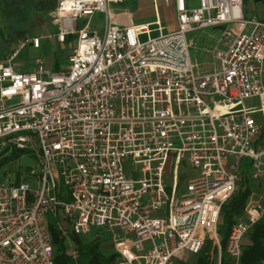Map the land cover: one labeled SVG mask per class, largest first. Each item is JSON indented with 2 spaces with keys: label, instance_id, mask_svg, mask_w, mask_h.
Instances as JSON below:
<instances>
[{
  "label": "built area",
  "instance_id": "built-area-1",
  "mask_svg": "<svg viewBox=\"0 0 264 264\" xmlns=\"http://www.w3.org/2000/svg\"><path fill=\"white\" fill-rule=\"evenodd\" d=\"M124 1L58 0L47 13L57 33L0 62V164L21 153L37 162L36 175L7 171L0 183V264H53L52 224L73 264L70 233L97 228L112 233L117 264H173L207 241L219 264L220 212L243 172L257 189L226 238L235 264L264 219V22L244 19L243 0H173L177 30L163 33L159 22L113 23L109 6ZM207 29L219 34L201 71L187 37ZM67 36L66 67L15 72L26 45Z\"/></svg>",
  "mask_w": 264,
  "mask_h": 264
},
{
  "label": "rangeland",
  "instance_id": "rangeland-1",
  "mask_svg": "<svg viewBox=\"0 0 264 264\" xmlns=\"http://www.w3.org/2000/svg\"><path fill=\"white\" fill-rule=\"evenodd\" d=\"M140 3H143L145 6L143 10H140L143 23L154 22L155 13L158 16V22L161 27H164L163 33H171L177 30L175 15L170 7H168L164 2L165 0H155V9L152 10L151 0H139ZM3 7L0 6V62L13 51L17 50V47L26 39H31L32 37L46 36L48 34H56L57 29L54 26H51L49 22L48 15L45 10L49 9L51 5L54 4L55 0H2ZM125 5H127L125 7ZM193 6H196V1L193 2ZM111 8L114 12L122 11L127 9L128 11L134 14L135 11L131 9V6L127 4L123 5H112ZM129 8V9H128ZM244 19L246 21L251 20L255 17L258 20L264 22V3H257L253 0H244ZM101 14H96V17L90 28L98 29L103 23ZM78 28H81L84 24L83 20L78 21ZM150 29H155L154 26ZM207 33L219 34V31L207 29L204 33L193 32L187 37L188 40H192L197 43L199 46L203 45L204 41H207ZM156 33L151 34L155 36ZM76 36L72 39L70 43L63 42L61 44L57 43L55 39L46 38L40 42L41 46L38 49H34L30 45H26L21 51H19L18 57L16 58V66H14L15 72L18 71H33L37 62H41L43 67L47 70L56 71L62 69L68 64V55L71 52V49L75 46ZM140 40H146L145 37H141ZM189 54H191L192 60H194L193 51L190 49ZM195 57L199 63L202 62L199 54L195 53ZM125 169L126 165H124ZM244 171L247 172L245 168ZM132 171V168H129ZM9 171L11 175L16 176H30L36 175L37 173V162L36 159L29 155L28 153L16 154L12 157L11 161L7 162V165L0 167V183H4L5 177L4 174ZM180 171L188 175H193L192 171L187 169L186 166L180 168ZM140 175L135 174V178H139ZM243 175H241L242 178ZM240 181L238 184V189L241 186ZM252 188V191H256V185H248ZM244 186H242V189ZM237 189V190H238ZM59 190L62 193H68L66 190L63 180L59 185ZM182 190V189H180ZM169 189L167 190V192ZM49 223L54 222L51 217H48ZM91 234L87 237L91 238L94 234L102 233L104 234L101 240V251L106 255L112 253V247L110 245V240L112 233H104L103 229H93L90 232ZM85 237V236H82ZM86 238V237H85ZM243 243H246V238L243 240ZM207 248L210 249V244L206 243ZM190 258H185V261H189ZM229 264H231L229 262Z\"/></svg>",
  "mask_w": 264,
  "mask_h": 264
},
{
  "label": "trees",
  "instance_id": "trees-1",
  "mask_svg": "<svg viewBox=\"0 0 264 264\" xmlns=\"http://www.w3.org/2000/svg\"><path fill=\"white\" fill-rule=\"evenodd\" d=\"M244 1V0H243ZM257 3H264V0H253ZM0 6L3 7V2L0 0ZM74 36H67L64 40L70 43ZM4 164H0V167ZM245 172L242 173L240 181L241 186L221 209L220 224L218 225V237L221 243L222 252L221 264H229L228 258L224 254V247L226 245V238L230 227L234 224L236 219L242 216L243 208L248 200V196L253 190L248 185V178ZM242 186H246L242 189ZM49 233L51 234V247L53 249V264H73L70 260L65 240L61 237L57 229L52 225L49 226ZM85 236V235H82ZM78 236L70 233V238L79 250L80 258L79 264H117L116 254L113 252L106 256L101 251V244L99 240L92 238ZM193 264H213V260L209 257V249L203 248L200 253L193 257ZM238 264H264V219L257 222L252 227L246 236V243L242 242L241 255Z\"/></svg>",
  "mask_w": 264,
  "mask_h": 264
},
{
  "label": "crops",
  "instance_id": "crops-1",
  "mask_svg": "<svg viewBox=\"0 0 264 264\" xmlns=\"http://www.w3.org/2000/svg\"><path fill=\"white\" fill-rule=\"evenodd\" d=\"M154 2H155V0H151V3H152V10L154 11V9H155V4H154ZM129 4L130 6H131V9L133 10V11H135L134 12V14L132 13V12H130V11H128L127 9H123L122 11H119V12H114V10L111 8V6L112 5H116V6H118V5H123V4ZM168 7H170L171 8V10L173 11V14L175 15V11H174V5H173V3H174V1L173 0H165V2H164ZM57 4H58V0H55V2H54V4L53 5H51V7L49 8V9H46L45 11L46 12H49V11H52V10H54L55 8H56V6H57ZM127 5H125V7H126ZM145 5L143 4V3H140V1L139 0H127V1H124V2H122V3H118V4H111L110 6H109V11H110V13H112L113 14V17H114V19H113V23H116L118 26H127V25H148V24H152V23H154V22H158V19H157V15H156V11H154V13H155V21L154 22H148V23H143V19L142 18H140V14H141V12H140V10H143V7H144ZM129 9V8H128ZM95 17H96V15L92 18V20H91V23H90V26H89V28L91 27V25H92V23H93V21H94V19H95ZM102 19H103V17H102ZM103 23H104V19H103ZM103 23H102V25L100 26V27H98V29H92V28H90V30H93V31H97L99 34L100 33H102V31H103ZM78 24L79 23H77V28H78ZM56 28V27H55ZM163 28V30H164V27H162ZM78 29H80V28H78ZM153 33H156V32H153ZM153 33H151V34H153ZM157 34V33H156ZM209 35H215L214 33H207V35H206V39H207V41H204L203 42V45L202 46H199L197 43H195L194 41H192L193 43H194V46H193V48L191 49L192 51H193V54H194V60H192V57H191V60H192V62H194V63H196L197 65H198V69L199 70H201V71H204L206 68H207V64H208V62L210 63V56L209 55H206V53H204V50L208 47V45H210V44H213L214 43V41L213 40H211V39H209ZM151 36V35H150ZM73 49V48H72ZM72 49H71V51H72ZM195 53H197V54H199V56H200V58L202 59V62L201 63H199L198 61H197V59H196V57H195ZM19 54V53H18ZM191 55V54H190ZM263 66H264V64H263ZM263 79H264V77H263ZM251 194V193H250ZM250 197V195L248 196V198ZM246 204V203H245ZM245 206V205H244ZM244 209V208H243ZM242 216H243V214H242ZM241 216V217H242ZM237 220V219H236ZM98 229H101V228H98ZM91 232V231H90ZM103 232L104 233H110V232H107L106 230H104L103 229ZM217 233H218V231H217ZM91 234V233H90ZM90 234H85V236L87 235H90ZM111 234V233H110ZM103 235L104 234H102V233H97V234H94L91 238L92 239H95V240H99V242H101V240L102 241H104L103 239H102V237H103ZM219 238V237H218ZM246 238V236L243 238V240ZM243 240H242V242H243ZM209 244H210V249H209V257L213 260V264H218V258H217V249L215 248V247H213V245L210 243V241H207ZM206 242V243H207ZM205 243V244H206ZM220 243V242H219ZM221 244V243H220ZM110 245H111V247H112V250H113V252L116 254V252H115V250H114V247H113V244H112V236H111V240H110ZM207 245V244H206ZM204 246V248L205 247H207V246ZM221 250H222V247H221ZM222 252V251H221ZM194 256H196V255H186L185 257H183V258H181V259H175L174 261H173V264H193V262H194V259H193V257ZM226 256V255H225ZM117 257V256H116ZM190 258V260L187 262V261H185V263H183L184 262V260H185V258ZM227 257V256H226ZM220 258H221V256H220ZM228 258V262H230L231 264H235L234 263V261L231 259V258H229V257H227ZM239 261V260H238ZM222 263V258L220 259V263L219 264H221ZM237 264H238V262H237Z\"/></svg>",
  "mask_w": 264,
  "mask_h": 264
}]
</instances>
